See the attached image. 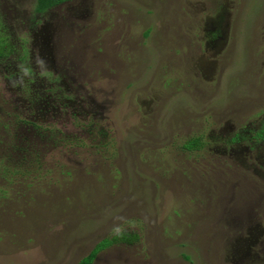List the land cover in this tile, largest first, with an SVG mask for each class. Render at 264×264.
Masks as SVG:
<instances>
[{
  "label": "rangeland",
  "instance_id": "rangeland-1",
  "mask_svg": "<svg viewBox=\"0 0 264 264\" xmlns=\"http://www.w3.org/2000/svg\"><path fill=\"white\" fill-rule=\"evenodd\" d=\"M34 1L0 0V13L23 17ZM72 2L74 29L52 41L67 55L61 87L101 110L41 118L0 66V120L15 109L75 144L45 156L47 195L31 185L0 202V264H78L118 230L140 239L92 264H264V0ZM13 25L17 65L31 47L28 24ZM27 63L51 82L58 69L36 49Z\"/></svg>",
  "mask_w": 264,
  "mask_h": 264
},
{
  "label": "flooded vegetation",
  "instance_id": "flooded-vegetation-1",
  "mask_svg": "<svg viewBox=\"0 0 264 264\" xmlns=\"http://www.w3.org/2000/svg\"><path fill=\"white\" fill-rule=\"evenodd\" d=\"M73 0H62L61 2H54L46 7L41 13L36 12L31 5V10L29 13L25 14L23 17H18L17 15H11L5 12L0 13V29L6 34L7 42L11 44V37L6 30L10 29V26H14L13 23L18 19L26 22L28 26L25 28H20L26 35H29L28 44L30 45L25 49L26 57L21 59V55L18 56L17 65L12 62V57L17 54V51H21V46L24 47L23 40L19 39L18 50L16 51V44L14 46L11 44V49H7V56L0 62V66L4 69L3 75H9L11 79L12 90L16 95L22 99L25 97L23 108L28 105L30 109H33L37 116L43 118L44 116H68L70 119H76L75 107H78V114L85 113L86 110L89 112L93 111V114L88 115L89 121H94L101 110L100 107H92L93 99L88 97L86 90H76L74 87L62 88L61 83L63 80L64 73L60 72L59 65L64 63L67 59V55L56 51V48L52 44L53 37L59 31L73 30L75 23V7H72ZM36 0L34 1V3ZM30 17H29V16ZM10 20L11 23L8 21ZM34 49L40 58V64L45 62H52L58 69H53L51 71L50 78L47 76L37 77V73L32 71L29 64L27 63L28 58L33 54ZM13 64L12 67L10 65ZM33 76H36L33 78ZM48 82L46 83V79ZM40 79L44 82L38 83ZM74 82V80H71ZM27 102H33V107ZM37 118V119H41ZM37 125L42 128L44 124H40L39 121H35ZM42 122V121H41ZM48 125V124H46ZM86 133L89 135L91 131L95 129L93 127L86 125ZM100 133V129L98 130Z\"/></svg>",
  "mask_w": 264,
  "mask_h": 264
},
{
  "label": "trees",
  "instance_id": "trees-1",
  "mask_svg": "<svg viewBox=\"0 0 264 264\" xmlns=\"http://www.w3.org/2000/svg\"><path fill=\"white\" fill-rule=\"evenodd\" d=\"M56 1L61 2L62 0H36L32 9L41 13L47 6ZM0 32L1 62L7 56V49H11V44L7 42V36L2 29H0ZM3 114H5V120H0V202L6 203L14 198V196L17 197L19 195V187L30 188V190L33 191L35 188H32L31 185L35 187L39 185L41 192L47 195V183H49V181H47V173H49L51 169H54L55 162H53L54 164H51V166H45V156L56 149L57 146H60V144H65L66 142H71V144H73L72 137L69 138V133H63L57 129H44L40 125H37L33 119L25 117L20 118V115L15 109H6L3 111ZM23 126L26 128L27 133L33 134L28 136L19 135V131ZM263 132L264 126L254 134L258 137L261 133L263 134ZM86 134L89 136L88 133ZM235 139L238 138H233L232 141L234 142ZM79 140L80 139L75 136V141L77 143ZM191 140L192 139L186 140L182 147L187 150H199L202 148L203 144L198 138L197 141L193 143H190ZM33 141H38V143L46 147L38 149V146L36 145L35 147ZM67 177L69 180L68 171L64 174V178ZM14 203L16 205V202ZM5 205L8 207L10 204ZM139 239L140 236L135 231L118 230L95 243L88 254L80 259L78 264H92L96 256L104 249L119 244L131 246L137 243Z\"/></svg>",
  "mask_w": 264,
  "mask_h": 264
}]
</instances>
